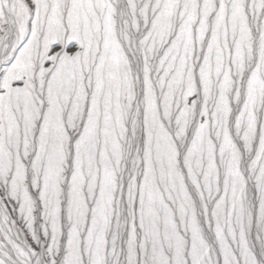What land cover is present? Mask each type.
Here are the masks:
<instances>
[{
    "label": "snow or ice",
    "instance_id": "6c2138e0",
    "mask_svg": "<svg viewBox=\"0 0 264 264\" xmlns=\"http://www.w3.org/2000/svg\"><path fill=\"white\" fill-rule=\"evenodd\" d=\"M0 264H264V0H0Z\"/></svg>",
    "mask_w": 264,
    "mask_h": 264
}]
</instances>
